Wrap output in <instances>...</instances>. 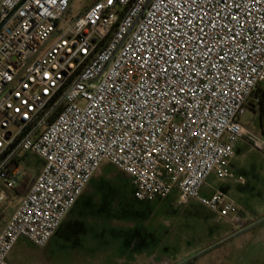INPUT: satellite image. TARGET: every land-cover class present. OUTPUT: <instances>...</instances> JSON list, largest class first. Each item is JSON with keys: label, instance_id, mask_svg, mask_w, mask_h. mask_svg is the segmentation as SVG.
Returning a JSON list of instances; mask_svg holds the SVG:
<instances>
[{"label": "built area", "instance_id": "obj_1", "mask_svg": "<svg viewBox=\"0 0 264 264\" xmlns=\"http://www.w3.org/2000/svg\"><path fill=\"white\" fill-rule=\"evenodd\" d=\"M71 1L0 0V214L18 153L45 161L0 229V264L21 237L46 247L104 162L139 201L176 188L220 222L237 204L201 196L206 181L235 178L243 139L264 151L240 122L264 84V0H95L70 21Z\"/></svg>", "mask_w": 264, "mask_h": 264}, {"label": "rangeland", "instance_id": "obj_2", "mask_svg": "<svg viewBox=\"0 0 264 264\" xmlns=\"http://www.w3.org/2000/svg\"><path fill=\"white\" fill-rule=\"evenodd\" d=\"M94 1L72 0L68 20L80 16ZM240 122L260 136V118L252 110ZM235 154L230 161L235 178L219 179L213 173L201 191V196L207 198L223 192L237 204L238 211L220 222L216 212L196 200L182 205L176 188L168 196L139 201L131 178L104 162L84 196H94L100 201L98 207L92 205L94 211L116 214L114 226L103 227V236L108 241L99 242L88 252L84 237L66 245L53 239L44 248L29 244L34 256L25 258L14 250L9 262L89 264V260L82 258L100 255L104 245V264H264V151L245 138L238 143ZM44 165L42 158L25 152L18 153L12 162V166L21 170L19 181L26 175L38 176ZM241 178L245 183L241 184ZM19 202L15 190L10 191L1 211L5 219L0 228L12 217ZM234 214L248 223L245 231L231 222Z\"/></svg>", "mask_w": 264, "mask_h": 264}, {"label": "crops", "instance_id": "obj_3", "mask_svg": "<svg viewBox=\"0 0 264 264\" xmlns=\"http://www.w3.org/2000/svg\"><path fill=\"white\" fill-rule=\"evenodd\" d=\"M249 109L252 110L255 114H257V116H259L258 112H256L255 110L251 108ZM260 122H261V119H260ZM244 128L247 129L248 131H251L246 127ZM258 134L260 135L259 137L261 136L264 137L262 125H261L260 130L258 131ZM96 174L94 176H96ZM93 178L91 179V181L93 180ZM90 183L88 184L86 189L83 191L81 196L78 198L77 202L75 203L71 211L68 213L67 217L61 223V225L55 232V235L52 237V239L47 244V247H49L53 239H56L58 243L61 245H66L67 243L73 242L75 239L79 240L81 237H84L83 240H84L87 252H88L89 248L97 246L99 242L100 243L103 242L104 244L105 241H108L105 238V236H103V227L105 225H107L108 227L114 226L115 222L117 221L116 214L113 211H111V213H100V212L94 211L95 208H93V206L96 204L98 207V205L101 203L98 199H95L96 197L94 196H91V197L84 196V193L89 188ZM242 183H245V181L243 180L241 184ZM81 203L82 205L84 204V206L80 205ZM7 221L3 224L1 228L5 226ZM29 244L35 246L25 237H21L14 250H19V252H21L25 256V258L32 257L34 255L30 250ZM103 250H104V245H103V248H101V252L98 253L100 255H96L94 258L87 257V258H82V259L89 260V264H104L103 259H105V256L102 253ZM77 259L80 260L81 257L78 256Z\"/></svg>", "mask_w": 264, "mask_h": 264}, {"label": "trees", "instance_id": "obj_4", "mask_svg": "<svg viewBox=\"0 0 264 264\" xmlns=\"http://www.w3.org/2000/svg\"><path fill=\"white\" fill-rule=\"evenodd\" d=\"M256 98H258V100ZM249 107L259 113L262 129L264 132V84L258 86L256 89L254 96L250 100ZM11 167L14 168L12 165ZM36 177L37 176L32 177L30 175H26L24 179L19 182L17 188L15 189L16 195L19 198H22L27 194Z\"/></svg>", "mask_w": 264, "mask_h": 264}, {"label": "water", "instance_id": "obj_5", "mask_svg": "<svg viewBox=\"0 0 264 264\" xmlns=\"http://www.w3.org/2000/svg\"><path fill=\"white\" fill-rule=\"evenodd\" d=\"M5 219V214H0V224L3 222Z\"/></svg>", "mask_w": 264, "mask_h": 264}]
</instances>
